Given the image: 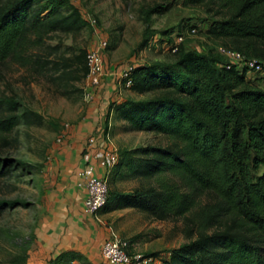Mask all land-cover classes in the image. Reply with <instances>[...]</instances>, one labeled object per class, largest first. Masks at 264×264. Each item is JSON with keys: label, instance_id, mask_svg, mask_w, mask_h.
I'll return each instance as SVG.
<instances>
[{"label": "trees", "instance_id": "16d2710c", "mask_svg": "<svg viewBox=\"0 0 264 264\" xmlns=\"http://www.w3.org/2000/svg\"><path fill=\"white\" fill-rule=\"evenodd\" d=\"M191 2L221 15L208 28L210 37L248 59L264 61V0ZM88 25L71 0H0V76L8 62L48 70L70 97L81 90L75 83L90 72L89 51L80 48L50 58L55 51L44 55L41 49L51 34L76 35ZM247 71L219 54L180 45L174 62L132 68L129 89L156 92L153 96L109 105V112L124 122L118 130L171 139L167 145L120 152L112 172L123 180L145 182L132 191L110 189L100 211L133 208L160 220L182 218L190 241L167 257L147 253L160 260L157 264H264V88ZM43 119L17 95L0 96V147H17L19 135L10 136L14 130ZM13 169L0 154V178ZM25 204L0 197V215ZM79 256L64 251L50 264H71Z\"/></svg>", "mask_w": 264, "mask_h": 264}, {"label": "rangeland", "instance_id": "374dc122", "mask_svg": "<svg viewBox=\"0 0 264 264\" xmlns=\"http://www.w3.org/2000/svg\"><path fill=\"white\" fill-rule=\"evenodd\" d=\"M71 1L80 7L89 25L76 35L51 34L41 50L44 55L55 51L50 58L64 53L70 55L80 48L102 52L105 63L102 80L107 81L109 74L106 73H115L121 87L118 86L114 91L116 94L106 99L110 103L153 96L156 92L140 94L130 90L124 85L120 71L138 63L174 62L177 51L173 52L172 46L177 43L178 35L184 37L178 46L183 45L187 50L210 51L228 63L241 65L240 61L221 54V42L208 35L210 25L221 19V15L216 14L215 9L210 10L208 5H195L191 0ZM192 28H195L194 33ZM99 40L108 41L104 50L99 47ZM247 77L264 88V71L247 74ZM94 86L86 77L75 83V87L82 91H74L67 97L48 70L13 62L3 66L0 96L17 95L21 103L41 113L44 119L41 124H20L14 130L10 136L19 135L17 147H0V154L14 166L9 175L0 178V197L26 202L25 206L8 208L0 215V264H28L29 252L27 257L26 250L30 242L32 246L47 194L49 150L65 124L72 126L78 122L86 114L87 107L96 101L100 89H96L94 94L91 90ZM107 116L106 140L119 152L171 142L169 137L156 132L120 131L117 126L124 122L111 112ZM110 119L112 124H109ZM23 161L28 166L22 165ZM111 174L107 175L110 189L132 191L145 182L141 178L123 180ZM119 220L121 237L129 241L133 253L158 252L167 257L173 249L190 241L184 234L182 218L160 220L146 212L130 209Z\"/></svg>", "mask_w": 264, "mask_h": 264}, {"label": "crops", "instance_id": "0c3cea01", "mask_svg": "<svg viewBox=\"0 0 264 264\" xmlns=\"http://www.w3.org/2000/svg\"><path fill=\"white\" fill-rule=\"evenodd\" d=\"M106 74H109L106 82L101 80L100 85L91 88L94 94L100 89L96 101L67 129L64 139L56 140L49 150L47 194L29 250L28 264H50L64 251H75L80 255L72 262L108 264L102 256L103 245L114 234L121 236L119 219L133 209L122 208L95 215L85 208L87 191L85 178L80 174L87 164L84 153L109 144L105 127L110 102L106 99L116 94L114 91L120 87L115 73ZM111 114L115 115V112ZM109 124H112L111 119ZM91 136L97 139V144L88 145ZM97 173L105 175V169L98 167ZM111 173V176L115 175Z\"/></svg>", "mask_w": 264, "mask_h": 264}, {"label": "built area", "instance_id": "2783aa9c", "mask_svg": "<svg viewBox=\"0 0 264 264\" xmlns=\"http://www.w3.org/2000/svg\"><path fill=\"white\" fill-rule=\"evenodd\" d=\"M195 32V28L191 29ZM183 35H178L176 44L172 46V51H177L180 42L183 40ZM108 46L107 40H99V47L104 50ZM220 53L232 57L240 61V68L247 67V74L264 71V61L258 59H248L246 56L234 49L224 46L220 47ZM87 60L90 67V72L87 78L93 85H99L104 75V58L99 50L89 51ZM233 64V63H230ZM134 66L122 69L121 75L124 78V85L131 86L130 73ZM70 124H65V128L59 133L57 141H62L67 134V129ZM97 144V139L93 136L88 138V145ZM87 164L83 167L80 174L85 178V187L87 196L85 199V208L87 211L99 215L101 209L107 204L110 185L107 175L113 170L120 159V152L114 146L104 145L95 151L87 150L84 153ZM101 167L106 170V175L97 173V168ZM102 256L108 264H157L160 260L152 255H147L141 252H131V245L128 240L114 234L110 239L106 240L102 248ZM71 264H81L72 262Z\"/></svg>", "mask_w": 264, "mask_h": 264}]
</instances>
